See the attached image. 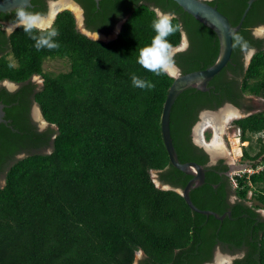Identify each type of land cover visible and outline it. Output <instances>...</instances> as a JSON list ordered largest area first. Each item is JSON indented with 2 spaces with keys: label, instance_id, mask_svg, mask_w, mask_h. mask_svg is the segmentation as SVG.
Segmentation results:
<instances>
[{
  "label": "trees",
  "instance_id": "1",
  "mask_svg": "<svg viewBox=\"0 0 264 264\" xmlns=\"http://www.w3.org/2000/svg\"><path fill=\"white\" fill-rule=\"evenodd\" d=\"M79 1L89 29L109 31L128 15L117 36L108 41L89 37L64 9L52 23L59 31V48L37 50L30 35L17 27L5 40L11 50L0 56V81L43 76L34 100L49 122L39 131L29 120L28 87L0 89L5 104V121L0 122V264H132L139 250L144 258L138 264H205L217 244L244 249L232 264H264V215L259 211L264 208V110L232 120L240 141L259 135L253 154L251 144L242 146L241 160L255 171L236 175V186L228 176L223 180L228 167L222 160L207 166L206 153L189 139L200 110L225 102L238 107L242 93L264 97V38L252 33L253 27L264 25V0L252 2L233 32L244 37L247 47L234 46L232 35L230 59L207 82L208 88H185L170 110L178 160L205 166L203 183L192 187L189 196L201 209L219 215L230 210L222 219L192 210L181 193L153 181L152 169L158 181L180 188L192 175L170 163L161 134L162 106L173 76H157L137 63L140 49L155 35L156 9L174 14L173 24L180 25L168 37L173 46L183 35L190 41L175 56L181 73L215 61L216 33L173 0ZM206 1L236 25L248 0ZM14 15L16 10L0 12L9 20ZM248 49L255 52L245 65L241 59ZM47 58L66 59L69 68L44 71ZM133 75L155 87H134ZM19 152L25 155L5 162ZM225 184L236 195L232 203Z\"/></svg>",
  "mask_w": 264,
  "mask_h": 264
},
{
  "label": "water",
  "instance_id": "2",
  "mask_svg": "<svg viewBox=\"0 0 264 264\" xmlns=\"http://www.w3.org/2000/svg\"><path fill=\"white\" fill-rule=\"evenodd\" d=\"M29 1L30 0H28V4H30ZM173 1H175L179 6H181L183 10H185L186 12L194 16L196 19H198L199 21H201L202 23H204L205 25H207L208 27L214 30L219 40V53L215 61L208 67L189 71L186 73H181L179 71V74L177 76H173V81L171 85L169 86L167 95L165 97V100L162 106L161 117H160L161 134H162V138H163L166 151L168 153L170 163L174 165L176 168H178L179 170L185 173L191 174L192 177L187 181V183L185 184L183 188L174 187L169 183L160 182V181H158L159 184H156V185L163 189H175L176 191L181 193L186 203L189 205V207L192 210L206 214V215L212 214L216 218L222 219L226 213L230 215L231 211L227 210L226 213L219 215L217 212L213 210L201 209L192 202L189 196V191L192 187H195L203 183L205 179V168L204 166H202L196 161L181 162L178 160L177 154H176L173 142H172L171 134H170V110H171V107H172V104L175 98L182 90L190 86L196 87L200 90H206L208 88L207 82L227 64V62L230 59L231 52H232L233 32L237 31L241 27L243 18L245 17L246 12L248 11L250 5L252 4L254 0L247 1V6L245 7L241 18L238 24L236 25L231 24V22L229 21L228 17L225 14H223L219 9H217L215 5L208 3L206 0H173ZM95 2L98 4L99 0H95ZM20 3H21V0H0V11L10 10L12 8L17 7ZM156 11L157 13L161 12L159 9H156ZM127 16H125L124 20L126 19ZM50 19H51L50 22H52L54 19V16H50ZM79 20H80V17H79ZM122 22L118 24L116 33H114L115 35L110 39H113L117 36L118 32L120 31ZM260 26H262L261 28L262 30H264V25H260ZM256 32L260 33L258 30ZM89 33L92 34L93 32H89ZM95 34H101V33L96 32ZM110 39H107V40L102 39V40L108 41ZM254 52H255V49H252L250 51L249 59ZM3 106L4 105L0 103V122L5 121V119L3 118V115H4ZM226 108H231V109L236 110L237 114L240 113L239 108H237L236 106H234L233 104L229 102H225L223 106L221 105L220 107L216 109L203 110L201 112V119L204 113L218 112ZM40 117L42 121L44 122V125L49 124V122L42 115V112H40ZM200 122L198 123V125L200 124ZM24 155L25 153H21L18 155V158ZM211 158H212L211 159L212 161L216 160V156H213L212 154H211ZM246 164L247 163H243L242 165H240L239 168L240 169L245 168ZM232 169H234V167L231 165L230 170Z\"/></svg>",
  "mask_w": 264,
  "mask_h": 264
},
{
  "label": "flooded vegetation",
  "instance_id": "3",
  "mask_svg": "<svg viewBox=\"0 0 264 264\" xmlns=\"http://www.w3.org/2000/svg\"><path fill=\"white\" fill-rule=\"evenodd\" d=\"M59 1L60 0H30L29 1L30 4H29V7H28V11L41 13V14H43L46 17L47 21L50 22L51 21L50 16H54V18H55L56 14L59 11L64 10V9L70 10L73 13V15H74V11L72 9L68 8V6H72L75 9L77 8L76 11L78 10V12H79V17H80V20H81L80 22H81L82 29H84L86 32L89 31V32H93L94 34L96 32H98V33H101L103 35L110 34V33H113V34L116 33L118 24L120 22H122L124 20V18H125V16H123L120 19H118L117 21H115L113 23L112 27L109 29V31H106V32L101 31V30L89 29L86 26V23H85V17L86 16H85L84 7H83L81 1H79V0H61L60 2ZM16 8L17 7L12 8L10 10H6V11H0V12L12 13L14 10H16ZM13 17L16 18V15H14ZM15 20L16 19L9 20L8 18L0 17V30L3 31L2 35H1L2 42H0V56H2L4 54H8L9 50H11L9 43L7 41H5V40L10 35V33L15 28H17V26L15 25ZM53 21H54V19H53ZM53 21L51 23H53ZM123 22H122V24H123ZM122 24H121V26H122ZM263 32H264V30H263ZM252 33H253V35L255 37L264 38V36L263 37L260 36V33H257V32L255 33L253 31V29H252ZM100 40H102V39H100ZM263 45H264V40H263ZM189 46H190V41L186 37V35H184V42L181 43V44L179 43L178 45H176L174 47L176 49H178L177 52H179V51L187 50L189 48ZM241 60L243 61V63L245 65H247L248 62H246L245 55L242 56ZM227 74H228L229 78L232 76V73L230 71H228ZM43 80H44V78H43V76L41 74H32L28 79H26L23 82H14V81H11V80H8V79H3V80L0 81V89L3 88V89H5L8 92H15V91L19 90L24 85H25L24 87H28L27 97L29 98V101H30L29 110H28V118L31 121V123L34 124L35 128L37 130H39V131H42V130L46 129L47 126H48V125L41 124L40 117L38 118V116L37 117L35 116V114L36 115H40L41 109H40L38 103L34 100V94H35L36 91H38L42 87ZM238 101L240 103V105L238 107L235 104L231 103V102H229V103L233 104L234 106H236L240 110H246L247 108H249V106H248V104L246 102L247 98H246V94L245 93H242V95L240 97H238ZM0 103H2L5 106V104L3 102L0 101ZM4 106H3V110H4ZM35 108L36 109L38 108V110H37L38 113H36ZM203 110H206V109H202L198 113V119L193 124V126H192V128L190 130L189 139H190V142L198 148L197 149L198 151L200 149L201 151L206 153V155L208 157L207 162H206L207 166L215 165V164L218 163L219 160H222V163L225 164L228 167L227 170H223L222 171V174H223V177H224L223 180H225V182H226V177L228 176V178H229L230 167H231L232 163L228 162L226 157L223 154H221V153L220 154H216V160H214V161L211 160L212 159L211 158V154H210L209 150L204 146V142H203L204 141V136L201 133L202 128H203L204 124L206 123V119H207L206 117L203 118V116H202V119H201V112ZM4 116H5V111H4L3 118H4ZM200 120H201V122H200ZM199 122H200V124L198 125ZM197 150H196V152H197ZM19 154H21V153L20 152L19 153H15L14 157L13 156L7 157L5 162L6 163H10L12 161V158H18ZM240 156H242V146H241V155ZM191 161H193V160H191ZM204 168H205V166H204ZM2 180H3V178L0 177V182ZM225 186H226V188L229 189L228 190V192H229L228 201L230 203H232V202H234L236 200V195L233 194V188L232 187L229 188V187H227L226 184H225ZM260 213L264 215V212L260 211ZM216 249L217 250H222V251H225V252H228V253L232 254L231 261H230L229 264H232V262H233V260L235 258L242 256L243 253H244V249H239V250L232 251V250H230L228 248V246H222L221 244H217L216 247H215V250H214L213 257L215 255ZM141 254L142 255L137 259L135 264H138L140 260H143L144 253L142 252ZM213 257H212V259H213ZM206 263H209V262H206Z\"/></svg>",
  "mask_w": 264,
  "mask_h": 264
},
{
  "label": "clouds",
  "instance_id": "4",
  "mask_svg": "<svg viewBox=\"0 0 264 264\" xmlns=\"http://www.w3.org/2000/svg\"><path fill=\"white\" fill-rule=\"evenodd\" d=\"M28 7V0H21V3L16 8L15 25L22 27L30 35V38L35 41L37 50L59 48L60 45L55 39L59 35L58 29L53 27L52 23L48 22L43 14L28 11ZM174 19L175 16L172 13L158 12L156 19L152 23L155 35L152 37L150 44L139 51L137 63L157 76L162 74L177 76L179 74V69L175 63L178 49L168 39L169 36L180 29L179 24H173ZM34 32L39 34H33ZM233 39L235 42L234 46H240L242 49L247 47V42L243 36L233 34ZM131 79L134 87L140 89H153L155 87V84L151 81L136 75H133ZM247 165L250 166L249 164Z\"/></svg>",
  "mask_w": 264,
  "mask_h": 264
},
{
  "label": "rangeland",
  "instance_id": "5",
  "mask_svg": "<svg viewBox=\"0 0 264 264\" xmlns=\"http://www.w3.org/2000/svg\"><path fill=\"white\" fill-rule=\"evenodd\" d=\"M69 9H72L74 11V17L76 21V27L79 31L88 34V36H91L92 38L95 39H110L112 38L115 34L110 33L106 35H101V34H94V33H89L86 32L84 29L81 27V22L79 20V12L72 6H68ZM262 26H256L253 28V31L256 33L258 30L260 32V36H264V32L261 28ZM184 42V35L182 36L181 43ZM252 49H248L245 51V57H246V62L249 60V53ZM42 68L44 71H50V72H60V71H66L69 68V62L66 59L63 58H47L43 61ZM180 71V70H179ZM247 98V104L249 106L248 109L246 110H240V113L236 117L228 116L225 118L224 123L222 124L220 129H216L214 124H212L209 119H206V123L204 124L202 128V135L204 136V141L212 143L213 142H218L222 148L224 149L223 155L226 157L227 161L232 163V166L234 168H239L240 165L243 163H247L241 160V146H246L248 147L249 144H251V148H249L250 153H254L257 149L258 146L256 144L257 138L259 137L258 134L252 135L251 139L249 141H240L239 139V131L238 129L233 125L232 120L233 118H237L240 116H243L244 114L251 113V112H256V111H261L264 110V97L260 95H253V94H246ZM223 106V105H222ZM36 113L38 108L36 109ZM218 131V132H216ZM206 133H209V137H206ZM219 134V135H218ZM262 137L264 138V133L261 134ZM246 166H248L246 164ZM150 175L155 182V184H159L158 182V175L155 170H150ZM2 181L0 182V185H2ZM251 195V191L248 192V196ZM251 202V201H250ZM259 211L264 212V208H259ZM142 252L139 250L136 252V256L134 259V262L132 264H135L137 259L142 255ZM232 254L222 251V250H217L215 251V255L212 259L211 262L206 263V264H229L231 261Z\"/></svg>",
  "mask_w": 264,
  "mask_h": 264
},
{
  "label": "bare ground",
  "instance_id": "6",
  "mask_svg": "<svg viewBox=\"0 0 264 264\" xmlns=\"http://www.w3.org/2000/svg\"><path fill=\"white\" fill-rule=\"evenodd\" d=\"M61 1V0H60ZM59 1V2H60ZM60 5V4H59ZM64 6V5H63ZM77 9V8H76ZM77 12V11H76ZM238 114L236 113V110L234 109H231V108H226V109H223L221 111H218V112H212V113H204L203 114V118H208L209 121L214 124V126L216 127V129H220L222 124L224 123L225 121V118L228 117V116H232V117H235L237 116ZM35 116L38 118L40 117V115H36ZM41 119V117H40ZM41 124H44V122L42 121L41 119ZM218 132V131H216ZM219 135V134H218ZM199 138V137H198ZM214 141V140H213ZM211 141L212 143H207L205 141L204 142V146L211 152V154L213 156H216V154H223L224 152V149L222 148V146L218 143V142H213Z\"/></svg>",
  "mask_w": 264,
  "mask_h": 264
},
{
  "label": "built area",
  "instance_id": "7",
  "mask_svg": "<svg viewBox=\"0 0 264 264\" xmlns=\"http://www.w3.org/2000/svg\"><path fill=\"white\" fill-rule=\"evenodd\" d=\"M261 167L262 166H259L256 169L261 168ZM254 171H255V169L252 168L251 166H247V167L241 168V169L240 168H236V169L231 170L230 173H229V177L231 179V182H232L233 186L237 185V179L235 177L236 175H242L243 173H247L249 175L250 173H252Z\"/></svg>",
  "mask_w": 264,
  "mask_h": 264
}]
</instances>
